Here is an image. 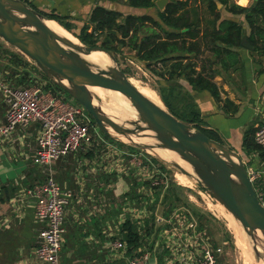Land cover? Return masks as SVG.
<instances>
[{"label":"crops","instance_id":"0c3cea01","mask_svg":"<svg viewBox=\"0 0 264 264\" xmlns=\"http://www.w3.org/2000/svg\"><path fill=\"white\" fill-rule=\"evenodd\" d=\"M26 1L40 11L55 10L59 14L69 16L75 32L80 31L96 5L123 14L154 13L152 9L131 8L118 1ZM236 19L244 25V31L247 33L243 18ZM236 50L240 53L241 66L236 70H230L228 75L224 73L214 79L219 86L221 99H229L238 106L233 113L225 112L223 102L217 103L207 91L193 90L184 77L171 81L159 77V86L161 94L165 96L171 89L173 95L188 93L201 112L207 124L206 128L216 130L221 142L240 152L250 167L257 168L264 185V157H260L259 154H247L242 146L245 131L250 127L257 130L258 126L264 123V56H258L243 46ZM5 56L10 57L7 54ZM8 62L12 64L11 60L5 63ZM30 70L33 73L34 70L31 68ZM0 83L5 82L0 80ZM6 107L0 90V127L4 122ZM38 130L37 124H30L26 127H17L7 137L0 135V264H41L34 255V248L39 242L43 224L34 216L33 198L26 196L24 192L27 187L40 181L38 170L40 167L32 163ZM106 141L104 142H111ZM112 148L109 151L115 152ZM89 149L84 145L80 149L84 150V155L71 153L51 166V172L59 184L72 194L65 210V232L60 261L61 264H125L128 254L116 250L113 243L123 242L120 228L129 219L127 212L131 210L132 205L129 199H125L120 204L121 210L118 207L116 209L114 198L126 192L128 186L118 187L117 190L109 179V171H113L114 161L106 159L104 166L99 165L100 159L96 158L95 149ZM89 151L91 154L87 155ZM119 153L121 154V151ZM109 156L107 152L106 157ZM145 223L141 221L135 225L138 230H143ZM150 246L152 264H163L164 253L153 252L157 241H152Z\"/></svg>","mask_w":264,"mask_h":264},{"label":"water","instance_id":"95a60500","mask_svg":"<svg viewBox=\"0 0 264 264\" xmlns=\"http://www.w3.org/2000/svg\"><path fill=\"white\" fill-rule=\"evenodd\" d=\"M170 1L156 0V8L162 11ZM46 20L52 19L24 0H0V38L7 45L23 54L52 84L82 105L105 136L152 152L166 167L192 177L243 228L251 241L255 259H264V207L248 178L242 154L178 119L161 98V104H157L144 95L119 68L115 51L100 45H85L76 37L78 42H74L51 29ZM242 46L252 49L245 37ZM93 51L103 52L110 65L100 68L84 58ZM91 87L124 95L139 119L146 123L145 129L127 128L135 122L105 112ZM154 147L172 151L190 170L161 158L153 152Z\"/></svg>","mask_w":264,"mask_h":264},{"label":"trees","instance_id":"16d2710c","mask_svg":"<svg viewBox=\"0 0 264 264\" xmlns=\"http://www.w3.org/2000/svg\"><path fill=\"white\" fill-rule=\"evenodd\" d=\"M104 1H118L131 8L152 9L153 11L155 9L156 12L123 14L117 10L96 5L79 32L73 30L69 16L59 14L55 10L41 12L68 32L73 33L81 43L90 46L99 44L105 49L115 52L119 46L127 44L135 52V57L145 63V69L151 74L166 81L184 77L193 90L207 91L217 103L222 101L225 112L233 113L237 110L238 106L229 99H221L219 86L214 79L217 75L220 76L224 73L228 75L230 70H236L241 66L240 53L236 49L242 48L244 37L253 53L264 56V0H253L250 6H240L233 0H171L162 11L156 8V0ZM28 4L35 8L31 3ZM218 4L221 5L220 8ZM234 17L243 18L247 33L244 31V25ZM126 39L128 42L125 43ZM203 52L209 54L204 60H201ZM9 55L12 63L23 62L35 70L34 66L29 65L30 62L23 57L14 53ZM155 69L161 71L157 72ZM31 78L30 75L27 78L26 76L22 77L26 82H29ZM47 81L52 92L66 93L48 79ZM48 85L46 84L47 88ZM158 93L169 112L178 119L194 125L208 137L221 141L216 130L206 128L207 124L203 120L201 112L188 93L173 95L172 89L167 96L161 94V90H158ZM255 131L256 128L253 127L245 131L243 150L247 154H259L260 157H264V151L254 141ZM108 139L111 142H116ZM128 148L133 149L130 146ZM90 154L89 151L87 155ZM150 158L155 161L152 156ZM165 169L166 167H164ZM172 185L165 190L160 203L162 206L166 205L168 198L179 199L175 193H172ZM143 197L144 195L139 193L137 199L141 200ZM134 202L132 201V203ZM173 207V205H169V209ZM164 215L168 216V213L164 211ZM144 222H146L145 233L150 237L154 231L155 217L145 218ZM120 234L122 235L121 240L126 244L125 254L128 255L149 241V237L144 239L135 223L129 219L121 225Z\"/></svg>","mask_w":264,"mask_h":264},{"label":"built area","instance_id":"2783aa9c","mask_svg":"<svg viewBox=\"0 0 264 264\" xmlns=\"http://www.w3.org/2000/svg\"><path fill=\"white\" fill-rule=\"evenodd\" d=\"M0 90L7 106L4 122L0 127L1 136H9L17 127L30 124L39 126L32 163L46 168V173L42 181L24 190L26 196L33 198L35 202L36 220L43 224L34 255L41 264H61L65 210L72 194L59 184L51 172V166L96 140L93 135L98 136V128L82 105L52 92L45 83L27 87L0 83ZM254 141L264 151V123L255 131ZM121 154L127 155V152L121 151ZM246 167L248 178L264 207V185L259 170ZM157 184L158 180L154 178L152 185ZM192 221L175 210L168 216L157 212L154 231L148 243L127 255L125 264H150L152 241H157L154 254L164 253L163 264H220L225 242L213 245L205 230ZM113 246L116 250L126 252V244L122 241H115Z\"/></svg>","mask_w":264,"mask_h":264},{"label":"rangeland","instance_id":"374dc122","mask_svg":"<svg viewBox=\"0 0 264 264\" xmlns=\"http://www.w3.org/2000/svg\"><path fill=\"white\" fill-rule=\"evenodd\" d=\"M233 1L240 6H250L253 3V0ZM155 12L156 10L154 9V13ZM65 33L67 36L69 35L74 40H76V42H78L73 33H71L72 35L68 33V31H65ZM126 42H128L127 39L125 40V43ZM8 52L21 56L26 61L30 62L29 65L32 64L28 58H26L19 51L11 48L0 38V80H2V82L12 84L16 87H27L29 85L31 86L44 83L48 85L47 79L35 67V70L32 71L33 73H31L30 66H26L23 62L21 63L19 61H13L14 63L12 64H10L9 62L5 63L7 62V60H11V57L8 58L5 56V54H10ZM208 54L209 53L207 52H203L201 60H204V58L207 57ZM115 56L119 63V68L126 73V75L134 83V85H136L139 90L153 93L161 103L158 93V90H161V86H159V77L157 75L151 74L145 69V63L139 61L135 57V52L131 49V47L127 44L125 46H119ZM121 57L124 59L121 60ZM157 67H159V65H157ZM26 68H28L29 71H27ZM155 70H157V72L161 71L160 69ZM29 75L30 77H32L29 82H26L25 79H22L23 76H26L27 78ZM220 82L223 81L220 80ZM48 86L49 87L47 89H51V86ZM109 92L116 93L111 90H109ZM58 93L66 99L77 103L67 93H62L60 91H58ZM96 93H98V91H96ZM116 96L120 97V99H122V101L125 103L126 108L123 111L112 113L113 110L109 103L110 99L106 94L104 95L102 100L100 99L102 109L108 114H112L113 116L123 117L125 119L135 121L136 111L130 106L131 103L129 102V100L121 93H117ZM124 98L130 103V105L124 100ZM103 135L104 134L98 130V136L95 134L93 135L97 139L91 142L94 145H86V148L88 150H90L89 148H92V150L95 149L94 152L97 153L96 158L100 159L99 165L104 166L106 164V159L114 161V167L112 169L113 171H109V179L112 180L111 184H113L117 190L118 187L128 186V190H126V192H128L127 194H125L126 192H124L120 194L121 196L119 195L120 197L115 196L114 199L116 203V209L118 207V209L121 210V208H119L120 204H122L125 199H129L133 207L131 206V210L127 212V218L132 220L136 225L140 224L141 221L143 222L144 219L147 218L145 215H149L148 219H151L152 216L155 217L154 214H156L157 212L158 214L160 212H163V215L164 211H166L168 215H170L174 210L178 214L183 213L184 216H187L189 218L190 222H193L192 220H194V222H196L200 229L205 230V232L210 236L211 243L213 245H218L225 242V245L223 247L224 254L221 257L220 264H254L252 250H250V257L252 260L250 263V261L242 257L241 251L236 245L235 237L232 232L233 224H236L235 221H232L234 219L228 214L225 208L212 197H210L192 177H187L189 178L188 180L190 182V184H187L189 186L180 184L177 180V176H183V174H181L173 167H166L157 158H155V161L151 159L150 156L153 157L152 152H145L134 147H132L133 149H130L125 144H122L123 146L119 145L117 141L107 142L109 139L105 138ZM99 138L107 140V143L104 142L105 140L103 141ZM95 143H98V145H95ZM110 145L114 146V148H112ZM97 148L100 149L96 151ZM105 148H108V150H106ZM110 148H112L115 152H110ZM120 151L127 152V155L120 154ZM83 152L84 150L80 149L76 151V153H79V155H84ZM107 152L110 154L109 158L106 157ZM131 156H136V158H133ZM246 165L249 167L250 164L248 165V163L246 162ZM161 166H163V169L161 168ZM122 167L125 169L127 168V170L124 171ZM164 167H166V169H169L170 171H167L166 169L164 170ZM38 170L40 174V180H42L44 178L43 174L45 173L46 168L40 167ZM162 177L163 179L161 180ZM154 178H157L158 180L157 185H152L154 183ZM171 184H173L172 193H175L179 199L168 198L166 200V205L162 206L160 203L162 202L165 190L168 188V186L170 187ZM142 191H145V193H143ZM139 193H142L144 195L143 199L141 198V200L137 199ZM132 201L135 202L132 203ZM170 204L174 206V209H169ZM161 207L164 208L161 210ZM139 231H141L144 239H147L149 237L145 233V225L144 229ZM150 264H152V260L150 261Z\"/></svg>","mask_w":264,"mask_h":264},{"label":"bare ground","instance_id":"6f19581e","mask_svg":"<svg viewBox=\"0 0 264 264\" xmlns=\"http://www.w3.org/2000/svg\"><path fill=\"white\" fill-rule=\"evenodd\" d=\"M48 26L53 29L54 31L68 37L69 39H71L72 41L76 42V40H74L72 37H70L69 35L67 36L65 33V30L62 29L58 23H56V21L54 20H46L45 21ZM84 58L90 62H92L93 64L97 65L100 68H106L107 66L110 65V62L107 58V56L100 51H93L91 52L89 55L84 56ZM94 93H96V91H98V93H96L98 95V97L102 100L104 95L106 94L109 99H110V106L112 108V113L113 112H121L123 111L126 107H125V103L122 101V99H120V97L116 96L117 91H113L116 93H112L109 92L108 89H103L100 87H91L90 88ZM144 95H146L149 99H151L152 101L156 102L157 104H161L159 102V99L151 92H144L143 90H140ZM119 95V94H118ZM122 97V96H121ZM123 98V97H122ZM108 99V98H107ZM124 100L126 102H128L125 98ZM130 102V101H129ZM128 102V104L130 105V103ZM103 105V104H102ZM108 106V105H107ZM132 108H134L132 106V104L130 105ZM104 108V107H103ZM110 108V110H111ZM106 109V108H105ZM118 117V116H117ZM127 120V119H126ZM130 120V119H128ZM137 121V122H136ZM135 124L132 126H126L127 128H138V129H145L146 127V123L142 120L139 119L138 114L136 113V119H135ZM155 148V147H154ZM153 152H156L161 158L168 160V161H174L177 162L178 164L182 165L184 168H186L187 170H190V167L188 166V164H186L184 161H182L180 158H178L176 156V154H174L172 151L166 150V149H162V148H155L153 149ZM182 174V173H181ZM188 176H177V180L180 184L183 185H187L189 182V178H187ZM189 186V185H187ZM220 204V203H219ZM221 205V204H220ZM226 210V209H225ZM227 211V210H226ZM228 212V211H227ZM228 214L234 219V217L228 212ZM232 221H235L236 224H233V228H232V232L234 234L235 237V241H236V245L239 248V250L241 251L242 257L248 261H250L251 263V257H250V250H252V244L250 239L248 238V236L246 235L245 231L243 230V228L238 224V222L234 219ZM231 222V221H230ZM252 256H253V261L254 264H264V259H260L259 261L255 259L254 257V253L252 250Z\"/></svg>","mask_w":264,"mask_h":264}]
</instances>
